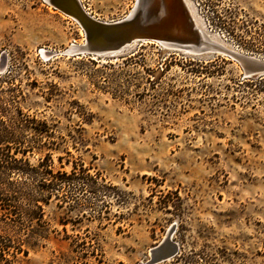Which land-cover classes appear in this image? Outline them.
<instances>
[{"label":"rangeland","instance_id":"obj_1","mask_svg":"<svg viewBox=\"0 0 264 264\" xmlns=\"http://www.w3.org/2000/svg\"><path fill=\"white\" fill-rule=\"evenodd\" d=\"M135 1L79 0L103 22ZM183 1L221 50L134 42L70 56L86 40L75 20L45 0H0V121H46L58 144L29 162H81L105 187L70 189V210L53 199L47 240L14 264H141L173 224L195 264H264V74L245 77L228 54L264 60V0Z\"/></svg>","mask_w":264,"mask_h":264},{"label":"trees","instance_id":"obj_2","mask_svg":"<svg viewBox=\"0 0 264 264\" xmlns=\"http://www.w3.org/2000/svg\"><path fill=\"white\" fill-rule=\"evenodd\" d=\"M9 120V123L0 121V264L18 262L21 256L26 257L31 249L47 240L48 223L44 219V209L53 199L57 200L59 208L65 204L70 210L73 208L68 203L70 189L81 193L82 187L88 184L93 197L99 198L98 193L105 188L102 185L96 189V178L81 162H73L70 172L62 171L54 167L51 154L46 152L37 164H31L26 158L28 152L47 151L58 144L52 139L53 128L46 121L22 115L20 110L16 118ZM78 127L83 129L81 125ZM28 130L33 131L30 142L26 138ZM18 154L21 156L17 157ZM66 154L69 155V152ZM62 159L58 157L60 164ZM66 163L69 164V161ZM75 247H86V241L76 242ZM99 255L93 254L101 263ZM195 258V253L186 254L179 249L177 256L161 264H195Z\"/></svg>","mask_w":264,"mask_h":264},{"label":"water","instance_id":"obj_3","mask_svg":"<svg viewBox=\"0 0 264 264\" xmlns=\"http://www.w3.org/2000/svg\"><path fill=\"white\" fill-rule=\"evenodd\" d=\"M45 1L64 14H71L68 9L58 8L54 0ZM72 3L76 15L83 12L76 0H72ZM131 11L128 16L112 23L96 21L88 24L80 20L78 24L85 34V44H72L65 54L100 56L119 52L134 42H155L166 48L191 53L221 50L220 46L196 28L183 0H136ZM228 54L242 66L245 77L264 74L263 59L253 55ZM174 225L150 248L149 259L141 264H161L177 256L179 246L173 241Z\"/></svg>","mask_w":264,"mask_h":264},{"label":"bare ground","instance_id":"obj_4","mask_svg":"<svg viewBox=\"0 0 264 264\" xmlns=\"http://www.w3.org/2000/svg\"><path fill=\"white\" fill-rule=\"evenodd\" d=\"M54 2H56V5L58 6V8L65 9L66 11L69 10V12L71 14H66V15L69 16L70 18H72L73 20H75L77 23H81L80 20L85 22V23H88V24H90L92 22H96V21H99V22H102V23H112V22H109V21L108 22L100 21L97 18H95L94 16H92L88 11L85 10L84 6H81L79 0H76V2L79 4L80 8H82L84 13L81 11V12L77 13V15H76L74 6H72L73 5L72 0H54ZM132 8H134V5H133ZM131 13H132V11H130L128 14H131ZM128 14L126 16H128ZM113 22H115V21H113ZM74 45H78V44L74 43ZM114 52H117V51H114ZM47 53H48V51L45 48H41V54L43 56H47Z\"/></svg>","mask_w":264,"mask_h":264}]
</instances>
